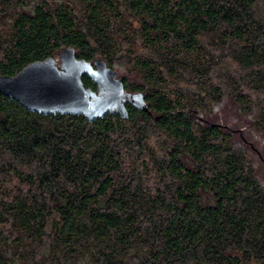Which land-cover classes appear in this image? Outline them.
Listing matches in <instances>:
<instances>
[{"label":"trees","instance_id":"trees-1","mask_svg":"<svg viewBox=\"0 0 264 264\" xmlns=\"http://www.w3.org/2000/svg\"><path fill=\"white\" fill-rule=\"evenodd\" d=\"M65 48L146 111L0 94V264H264V0H0V75Z\"/></svg>","mask_w":264,"mask_h":264},{"label":"water","instance_id":"water-1","mask_svg":"<svg viewBox=\"0 0 264 264\" xmlns=\"http://www.w3.org/2000/svg\"><path fill=\"white\" fill-rule=\"evenodd\" d=\"M58 62L46 58L26 65L14 76L0 75V94L30 112L81 115L88 122L106 114L126 118L125 104L146 111L142 94L124 91L117 73L102 60L77 59L72 48H65ZM83 75L96 85L95 91L83 86Z\"/></svg>","mask_w":264,"mask_h":264},{"label":"rangeland","instance_id":"rangeland-1","mask_svg":"<svg viewBox=\"0 0 264 264\" xmlns=\"http://www.w3.org/2000/svg\"><path fill=\"white\" fill-rule=\"evenodd\" d=\"M56 62H57V64L59 63V62H58V59H56Z\"/></svg>","mask_w":264,"mask_h":264}]
</instances>
